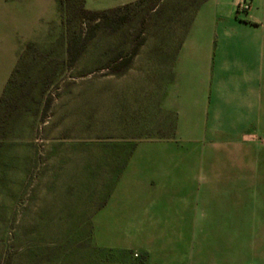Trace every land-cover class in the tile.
Masks as SVG:
<instances>
[{
	"label": "rangeland",
	"instance_id": "rangeland-1",
	"mask_svg": "<svg viewBox=\"0 0 264 264\" xmlns=\"http://www.w3.org/2000/svg\"><path fill=\"white\" fill-rule=\"evenodd\" d=\"M117 15L110 27L73 12L66 26L60 0H0V264H264L263 135L213 146L195 203L170 218L128 229L93 214L107 193L97 155L120 147L112 67L137 31L134 7Z\"/></svg>",
	"mask_w": 264,
	"mask_h": 264
},
{
	"label": "crops",
	"instance_id": "crops-1",
	"mask_svg": "<svg viewBox=\"0 0 264 264\" xmlns=\"http://www.w3.org/2000/svg\"><path fill=\"white\" fill-rule=\"evenodd\" d=\"M106 1L100 10L140 0ZM239 1L133 6L136 35L122 42L128 49L118 60L127 62L113 72L122 81L113 95L120 147L100 149L96 159L107 188L93 211L98 220L133 229L138 221L165 218L163 211L170 218L173 208L195 203V187L208 179L206 157L216 156V148L264 136V0H248L245 14L236 13ZM61 43L66 60V38Z\"/></svg>",
	"mask_w": 264,
	"mask_h": 264
},
{
	"label": "trees",
	"instance_id": "trees-1",
	"mask_svg": "<svg viewBox=\"0 0 264 264\" xmlns=\"http://www.w3.org/2000/svg\"><path fill=\"white\" fill-rule=\"evenodd\" d=\"M144 0H140L139 3L143 2ZM134 3L130 5H124L123 7L118 8H109L104 10H90L85 8L84 0H60V6L64 11V18L62 20L63 24L67 26V18H69L70 14L73 12L80 17L81 20H86L90 22H95L96 24H105L107 26L113 27L114 22H116L117 14L121 11V9H130L135 6ZM124 19V18H123ZM119 20H122V18L119 17ZM67 32L70 33L69 27L67 28ZM86 41V40H85ZM72 42L70 40L67 41L66 39V50L67 54L69 55L71 53L72 49ZM118 58H116L117 60ZM127 62V59L119 61L116 65L112 67L113 70L119 69L123 64ZM5 89L3 90L2 94L0 95V111L1 109H5L6 111V101L7 93H5ZM49 103L45 104L43 110L46 111ZM7 264V262L5 263Z\"/></svg>",
	"mask_w": 264,
	"mask_h": 264
},
{
	"label": "built area",
	"instance_id": "built-area-1",
	"mask_svg": "<svg viewBox=\"0 0 264 264\" xmlns=\"http://www.w3.org/2000/svg\"><path fill=\"white\" fill-rule=\"evenodd\" d=\"M251 8V4L248 0H241L237 4L236 13L245 14Z\"/></svg>",
	"mask_w": 264,
	"mask_h": 264
}]
</instances>
